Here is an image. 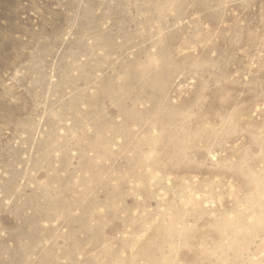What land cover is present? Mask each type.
<instances>
[{"label":"rangeland","instance_id":"374dc122","mask_svg":"<svg viewBox=\"0 0 264 264\" xmlns=\"http://www.w3.org/2000/svg\"><path fill=\"white\" fill-rule=\"evenodd\" d=\"M0 264H264V0H0Z\"/></svg>","mask_w":264,"mask_h":264}]
</instances>
